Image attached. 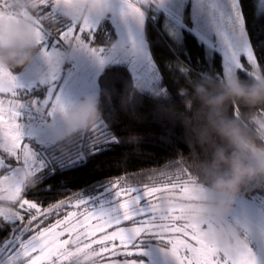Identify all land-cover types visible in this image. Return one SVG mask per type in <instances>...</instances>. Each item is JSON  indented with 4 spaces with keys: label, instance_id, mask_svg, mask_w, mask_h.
Returning <instances> with one entry per match:
<instances>
[{
    "label": "snow or ice",
    "instance_id": "6c2138e0",
    "mask_svg": "<svg viewBox=\"0 0 264 264\" xmlns=\"http://www.w3.org/2000/svg\"><path fill=\"white\" fill-rule=\"evenodd\" d=\"M261 6L264 0H259L246 17L248 0H108L106 27L116 38V46L107 49L103 43L96 45L98 24L79 29L80 34L87 33L86 52L95 73L89 75L86 65L77 61L66 73L58 70L51 82L42 86L30 70H0V145L8 148L7 152L0 150V172L14 173L21 167L35 171L45 177L43 191L46 182L58 174L83 169L106 147L119 146L121 140L111 130L110 117L114 109L121 110V89L135 81L150 90L163 87L164 77L147 34L149 26L156 34L154 42L159 40L189 64L192 49L186 45L185 33L193 34L202 45L197 48L201 70L209 68V57L213 65L219 57L221 75L237 72L246 77L256 70L264 73V63L256 51L257 46L264 47ZM250 25L252 29L259 25L260 31L249 35ZM74 34L76 30L68 28L45 41L43 55L58 54L62 42ZM117 62L126 65L122 70L127 75L118 74L106 84L113 94L114 107L107 105L104 121L74 146L60 148V124L75 96L94 86L100 67ZM123 99L137 102L127 95ZM158 126L159 141L171 144L167 125L160 122ZM47 187L52 190L51 185ZM161 191L179 192L186 200L200 198L195 184L181 174L163 186H130L126 178L96 181L79 194L76 202L62 200L44 206L24 197L18 202L15 217H0V264H69L77 252L83 251L69 246L82 237L102 245V251L115 264H148L146 240L155 244L161 241L163 247L159 249L169 264H264V188L238 198L233 220L237 224L247 222L243 235L248 243L236 249L212 245L198 225L182 223L183 209H173L167 225L156 223L155 201ZM49 220L54 222L46 224ZM161 229L167 235H162ZM136 257L142 259L134 260Z\"/></svg>",
    "mask_w": 264,
    "mask_h": 264
},
{
    "label": "trees",
    "instance_id": "16d2710c",
    "mask_svg": "<svg viewBox=\"0 0 264 264\" xmlns=\"http://www.w3.org/2000/svg\"><path fill=\"white\" fill-rule=\"evenodd\" d=\"M26 4L30 12L51 33L49 41L55 38V35L59 36L73 22L67 16L54 13L51 3L47 6H36L27 0ZM17 6H20V3L15 2L10 8L16 9ZM256 6L257 0L255 3L248 0L246 17ZM0 9H7L2 0ZM107 23L104 19L99 24L100 30L96 33L97 46L103 43L105 48H108L116 41L107 29ZM77 27L79 28V25ZM259 31V25L256 29L249 26V35H255ZM147 34L154 58L164 77L161 81L163 87H160L162 92L155 94L145 91L136 81L129 82L121 89V110L114 109L110 117L111 130L120 137V145L106 147L102 153L91 158L83 169L58 174L46 182L43 191L41 185L45 177L37 175L35 171L28 174L23 188L24 197L47 206L55 201L76 197L96 181L107 182L126 178L130 186H154L173 183L177 174H181L185 179L217 188L219 181L232 177V161L235 157L239 156L249 165H257L246 157L239 146L243 143L264 149V139L255 130L257 127L264 131V103L253 105L230 97L222 104H217V99L225 94L228 83L225 76L219 72V57L214 65L211 62L213 58L209 57V68L201 70L197 48L202 45L193 34L185 33L186 45L192 49L191 64L183 56H174L159 40L154 42L156 34L150 26ZM81 37L87 42V33L81 34ZM44 42L36 45L31 60L42 49ZM256 51L261 63H264V47L257 46ZM31 60L23 66H5L11 72L19 73ZM124 68L125 64L118 63L104 67L97 79L96 102L101 114L100 119L93 127L58 139L60 148L74 146L80 138L104 121L107 116L106 106L115 105L113 94L106 84L118 74L126 78L127 74L122 70ZM237 79L246 85L261 82L252 73L246 77L238 73ZM125 95L134 97L137 102L129 103L123 99ZM160 122L167 125L171 133V144H162L159 141ZM222 129H237L239 135H225ZM5 172H0V176ZM188 173L190 175H187ZM47 185H51L52 190H49ZM259 188H264V174L261 173L245 179L235 192L251 194Z\"/></svg>",
    "mask_w": 264,
    "mask_h": 264
},
{
    "label": "rangeland",
    "instance_id": "374dc122",
    "mask_svg": "<svg viewBox=\"0 0 264 264\" xmlns=\"http://www.w3.org/2000/svg\"><path fill=\"white\" fill-rule=\"evenodd\" d=\"M3 5L7 9H0V28L11 24L30 23L36 29L37 34V45L49 41L51 33L45 29L41 24L40 20L34 16L27 8V0H2ZM15 2L20 3L16 9L10 8ZM30 3H34L36 6L45 5L51 3V7L54 13L67 16L72 19V24L68 28H74L76 34L69 39L62 42V45L58 48V54L52 55L51 57H45L43 55L44 45L37 55L31 60L29 64L24 68L22 72L31 71L32 75L36 77L43 86L46 83L51 82L53 75L58 71L66 73L77 61L83 62L86 65V71L89 75L95 73L96 69L92 66V60L89 59L86 49L88 47L87 42L81 37L79 29L85 25H99L102 20L105 19L108 0H30ZM259 4V0H257ZM264 7V6H261ZM13 17L11 20L8 17ZM79 25V28L77 27ZM65 29V30H66ZM57 37V35H55ZM117 41L107 49L114 48ZM123 56H127V53H122ZM118 64H123L119 63ZM116 63V64H117ZM115 64V63H111ZM99 68V74L102 72L104 67ZM0 70L10 71L5 65L0 64ZM11 72V71H10ZM15 73V72H13ZM259 81L264 82V75L259 70L250 72ZM98 75L95 77V84L92 87H86L83 91L79 92L72 103L71 108L68 112L78 106L81 102L88 99L97 100L98 97ZM227 82L237 79V72H229L224 74ZM137 85L145 90L155 94L162 92L160 88L157 90H150L147 86L136 81ZM5 99L9 98L5 95ZM67 112V114H68ZM67 116V115H66ZM66 116L63 117L60 124V135L58 139L69 134ZM263 131V130H261ZM264 132V131H263ZM239 148L245 152L246 157L249 160L254 161L257 165L259 158L264 156V149H259L246 144H241ZM0 150L7 152V146L0 145ZM34 171L27 168H19L14 173L6 171L0 176V216L2 217H15L19 212L18 202L24 198L23 188L24 183L27 179L28 174ZM195 184L199 192V199L186 200L182 198L181 194L176 191H161L159 192L158 199L155 201L157 205L156 223L161 225H167L170 222L173 209H183L185 219L182 223L198 225L200 230L205 234L207 241L220 248H243L247 245L248 241L244 238L243 231L246 226V221H242L237 224L233 220V214L237 209L238 198H241L244 194L240 192H233L225 194L224 191L198 183L190 180ZM170 184V183H167ZM166 184H158L154 186H163ZM87 191V190H86ZM84 192V191H83ZM81 192V193H83ZM80 194V193H79ZM79 194L70 199L72 202H76ZM31 200V199H30ZM227 200L228 207L226 210H221V204ZM11 204H15L14 206ZM89 207H92L89 205ZM72 211L73 209H68ZM63 213H61V217ZM27 218V217H26ZM49 223L54 222L53 220L48 221ZM225 227L233 233L234 241L230 244L220 246L208 238L209 233L214 232L216 229ZM162 235H167L166 232L161 229ZM163 247L161 241L157 240L156 244L151 240L145 241V248L147 249L148 264H169V259L159 249ZM74 251L82 248L83 251L77 252L69 264H115L114 260L108 259L107 254L102 251L103 246L94 243L92 240L87 238H81L75 244L69 246ZM134 260L142 259L141 257L133 258ZM132 264V261H129Z\"/></svg>",
    "mask_w": 264,
    "mask_h": 264
},
{
    "label": "clouds",
    "instance_id": "9594fccd",
    "mask_svg": "<svg viewBox=\"0 0 264 264\" xmlns=\"http://www.w3.org/2000/svg\"><path fill=\"white\" fill-rule=\"evenodd\" d=\"M37 45L35 27L30 23L11 24L0 28V64L23 66L31 60ZM244 100L249 104L264 103V82L246 85L238 79L227 83L225 94L221 95L216 103L222 104L228 98ZM100 111L94 99L81 102L71 109L66 116L69 134L93 127L100 119ZM225 135L236 137L237 129H222ZM233 175L228 180H221L217 188L230 194L238 190L245 179L255 177L258 173L264 174V156L259 158L258 165H249L239 156L232 161ZM228 201L221 204V210H226ZM208 238L223 246L234 241L233 233L225 227L209 233Z\"/></svg>",
    "mask_w": 264,
    "mask_h": 264
},
{
    "label": "built area",
    "instance_id": "2783aa9c",
    "mask_svg": "<svg viewBox=\"0 0 264 264\" xmlns=\"http://www.w3.org/2000/svg\"><path fill=\"white\" fill-rule=\"evenodd\" d=\"M255 130L260 134V136L264 139V132L261 131L259 128L255 127Z\"/></svg>",
    "mask_w": 264,
    "mask_h": 264
}]
</instances>
